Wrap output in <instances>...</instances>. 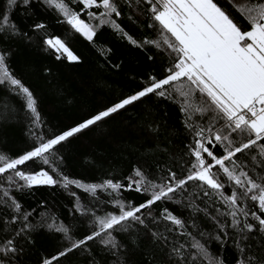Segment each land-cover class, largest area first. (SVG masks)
Returning a JSON list of instances; mask_svg holds the SVG:
<instances>
[{"label": "trees", "instance_id": "trees-1", "mask_svg": "<svg viewBox=\"0 0 264 264\" xmlns=\"http://www.w3.org/2000/svg\"><path fill=\"white\" fill-rule=\"evenodd\" d=\"M63 2L95 28L93 41L75 32L48 0H0V17H7L6 23L0 19V54L14 78L33 93L40 116L34 118L18 89L0 84V154L7 157L18 158L131 97L152 78L163 79L177 59L161 43L163 30L146 0H114L120 15L110 17L100 15L102 8L85 9L80 0ZM214 2L243 28L250 27L236 7L247 0H236V5L229 0ZM56 38L78 62L48 47L46 41ZM196 103L194 98L193 107ZM223 124L215 112L185 110L182 98L169 86L165 96H145L55 146L45 154L47 163L37 158L18 166L27 175L47 172L57 181L54 185L28 186L12 171L0 175V264H42L98 231L96 217L120 214L121 204L124 210L144 204L152 190L145 192L143 186L135 190L133 181L140 179L137 170L161 186L186 180L195 171L192 153L201 129L205 146L223 158L224 144L213 139ZM209 139L213 144H208ZM230 139L235 148L249 137L232 133ZM261 148L264 141L225 164L236 175L245 172L264 186ZM202 155L212 162L206 153ZM212 172L222 185L219 191L188 181L169 198L143 208L137 213L139 220L103 232L53 264H264V229L255 218H264V212L258 201L250 199L254 193L245 196L247 183L238 188L218 166ZM65 179L72 183L65 186ZM107 181L121 187H103L93 194L77 186ZM233 193L238 202L230 206L227 198ZM168 215L181 225L172 223ZM60 226L68 229L71 239L56 231ZM109 240L112 243H104ZM9 247L15 251H7Z\"/></svg>", "mask_w": 264, "mask_h": 264}, {"label": "snow or ice", "instance_id": "snow-or-ice-1", "mask_svg": "<svg viewBox=\"0 0 264 264\" xmlns=\"http://www.w3.org/2000/svg\"><path fill=\"white\" fill-rule=\"evenodd\" d=\"M80 2L85 9L102 8L104 11L100 13L101 16L120 15L114 0H80ZM229 2L236 5V0H229ZM11 3H15V0H11ZM48 3L65 16L67 23L75 32L80 33L88 41H93L96 35L95 28L82 20L79 14L70 11L63 0H48ZM146 3L150 6L154 20L163 30L161 43L177 54L173 66L167 70L168 75L163 79L152 78L151 83L138 93L123 99L58 136L46 142L42 141L33 150L18 158L0 154V175L12 171L28 186L34 184L54 185L57 181L47 172L41 171L27 175L18 170V166L37 158L44 159V162L47 163L45 154L55 146L145 96L150 94L165 96L169 86H172L182 98L185 110L192 109L200 114L215 112L216 118L224 121L222 127L214 132L213 139L217 144H224L226 154L223 158H218L209 147L205 146L202 142L205 130L201 129L197 132L199 139H197L192 153L196 162L191 167L195 171L190 173L186 180H176L174 185L161 186L147 181L143 173L137 170L135 175L140 179L133 181L137 185L135 190L141 191V186L145 192L152 190L150 198L144 204L135 208L130 207L128 210H124V205L121 204L119 205L120 214L96 217L98 231L83 240L72 243L70 247L57 255L44 259L42 264H53L54 261H59L61 257L67 256L68 253L81 247L87 241L94 240L103 232L113 230L116 226H123L125 221L139 220L140 217L137 213H140L143 208H150L156 202L169 198L177 189L183 188L188 181H200L209 188L219 191L222 185L216 178V174L212 172V169L217 166L227 179L233 181L238 188H244L247 183L243 194L246 196L248 193H254L250 199L258 201L260 211L264 212V186L256 184L247 177L245 172L236 175L225 164L226 161H231L237 153L264 141V3H253L251 0H247V2L236 5L248 21L250 27L247 29L236 22L231 14L214 0H146ZM88 14L93 15L92 13ZM0 19L7 22V17H0ZM113 27L119 30V26L114 23ZM164 34H170V36ZM129 39L131 40V38ZM131 42L136 43L135 41ZM46 44L49 48L65 56L68 61L78 62L79 58L61 39H48ZM60 58L61 56L58 55L57 59ZM4 83L14 86L23 94L27 108L33 113L34 118L39 120L37 101L33 93L19 79L14 78L6 63L5 55L0 54V84ZM194 98L197 101L195 107H193ZM208 131H212V129L210 128ZM232 133L247 135L249 139L241 146L232 148L230 139ZM213 139H209L208 144H213ZM261 152L264 153V148H261ZM202 153H206L214 163L206 162ZM241 177L245 179L242 180ZM9 179L11 180V177ZM172 179H175V173H172ZM69 183L72 182L65 179V186ZM77 186L83 188L85 192L93 194L99 188L107 187L117 190L121 187L120 184L111 181L105 182L104 185L77 184ZM256 192L258 194H255ZM207 194L205 193V195ZM227 199L230 206H234L238 202L236 193ZM16 208L19 209V205H16ZM231 214L235 217V210ZM253 215L255 216V213ZM166 218L176 225H181V221L174 216L168 215ZM255 218L264 229V218L259 216ZM246 227L249 231L252 230L251 225H246ZM56 231L64 233L67 239H71L68 236L67 228L60 226L56 228ZM104 243L108 244L112 241H104ZM8 244L11 245L12 241H8ZM6 250L15 251L12 247Z\"/></svg>", "mask_w": 264, "mask_h": 264}, {"label": "rangeland", "instance_id": "rangeland-1", "mask_svg": "<svg viewBox=\"0 0 264 264\" xmlns=\"http://www.w3.org/2000/svg\"><path fill=\"white\" fill-rule=\"evenodd\" d=\"M34 185H37V184H34Z\"/></svg>", "mask_w": 264, "mask_h": 264}]
</instances>
